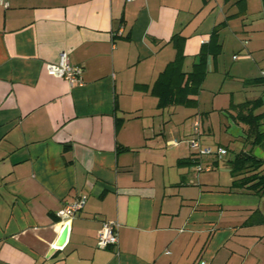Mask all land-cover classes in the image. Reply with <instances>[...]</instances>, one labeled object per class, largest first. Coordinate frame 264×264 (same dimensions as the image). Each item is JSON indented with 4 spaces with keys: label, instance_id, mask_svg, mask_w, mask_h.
<instances>
[{
    "label": "crops",
    "instance_id": "0c3cea01",
    "mask_svg": "<svg viewBox=\"0 0 264 264\" xmlns=\"http://www.w3.org/2000/svg\"><path fill=\"white\" fill-rule=\"evenodd\" d=\"M174 36L184 83L203 45L218 50L188 92L195 103L162 107L152 87L176 57ZM61 52L82 67L80 84L48 74ZM246 101L264 115V0L0 6V264H264V192L236 187L229 165L240 151L264 159L235 117ZM215 114L225 116L222 160L186 142L206 143ZM221 165L226 179L201 173ZM81 195L52 250L56 212ZM103 221L119 224L114 246L98 241Z\"/></svg>",
    "mask_w": 264,
    "mask_h": 264
},
{
    "label": "trees",
    "instance_id": "16d2710c",
    "mask_svg": "<svg viewBox=\"0 0 264 264\" xmlns=\"http://www.w3.org/2000/svg\"><path fill=\"white\" fill-rule=\"evenodd\" d=\"M173 38L172 43L177 49L176 57L167 64L152 87V93L159 97V105L162 107L169 103H195L194 99L187 97L188 92L193 94L198 92L205 76L207 55L218 50H215V47L211 49L203 45L198 54V62L194 64L192 72L187 76L188 82L184 83L185 75L181 71L182 53L181 48H179L180 40L179 36H174ZM258 105V101H246L235 105L233 108L236 109L235 117L247 126L246 135L250 139L251 144L254 146L258 145L264 149V132L259 129L264 115L253 113ZM180 164L182 163L180 162ZM229 165L230 172L235 177L234 184L236 187H245L255 193L264 192V171L260 170L264 166V159L257 158L250 152L240 151L229 160Z\"/></svg>",
    "mask_w": 264,
    "mask_h": 264
},
{
    "label": "built area",
    "instance_id": "2783aa9c",
    "mask_svg": "<svg viewBox=\"0 0 264 264\" xmlns=\"http://www.w3.org/2000/svg\"><path fill=\"white\" fill-rule=\"evenodd\" d=\"M128 2L136 0H126ZM0 6L4 9L10 6V0H0ZM47 72L50 75L64 78L70 84H80L82 81V67L74 66L69 62L68 56L66 53L61 52L59 55V60L56 63H48ZM198 122L194 123V129L197 130ZM188 146L193 149H198L197 155L211 156L215 160H222L228 151L226 148L218 147L216 149L212 147H203L200 144V141L196 138H191L186 140ZM176 140L168 141L169 145L176 144ZM199 153V154H198ZM201 157V156H200ZM212 166L210 164L197 165V170H210ZM86 203V196L81 195L79 198L74 201L64 205L56 212V216L61 220V230L65 225H69V222L76 216V214L84 207ZM118 227L119 224L115 221H103L102 225L98 232V241L104 246H114L118 243Z\"/></svg>",
    "mask_w": 264,
    "mask_h": 264
},
{
    "label": "rangeland",
    "instance_id": "374dc122",
    "mask_svg": "<svg viewBox=\"0 0 264 264\" xmlns=\"http://www.w3.org/2000/svg\"><path fill=\"white\" fill-rule=\"evenodd\" d=\"M205 96H207V102L209 103V105H210V98H211V94L209 93V95H208V93H205L204 94ZM189 110V109H188ZM193 112V109L192 110H190V113H192ZM180 116V115H179ZM214 116V124H215V126H214V129H213V134H211L209 137H208V139L206 140L207 142L206 143H204V142H202V146L203 147H207V144L208 145H210L209 147H212V148H214V149H216V147H217V143L219 142H221V143H223V141H224V138H223V133H224V131H223V128L221 129V126L219 125V122H220V120L222 121V119L223 118H225V116H223V115H221V114H215V115H213ZM185 118V119H184ZM227 118V117H226ZM182 119H184V122H185V124H187V126H188V123H189V120H190V117L188 118V117H186L184 114H182V116H181V120ZM227 133V132H226ZM227 135V134H226ZM218 148V147H217ZM192 152H198V149H195V148H193L192 149ZM199 154V153H198ZM201 157H207V156H204V155H200ZM221 162V161H220ZM222 163V162H221ZM196 168H197V166H196ZM219 172V173H218ZM229 171H228V169H227V167L225 166V165H221L218 169H216V170H211V171H203V172H201V173H205V174H207L208 176H214L215 174H218V176H220L221 178H228V176H229V173H228Z\"/></svg>",
    "mask_w": 264,
    "mask_h": 264
},
{
    "label": "water",
    "instance_id": "95a60500",
    "mask_svg": "<svg viewBox=\"0 0 264 264\" xmlns=\"http://www.w3.org/2000/svg\"><path fill=\"white\" fill-rule=\"evenodd\" d=\"M68 234H69V225H65L61 230L58 238L56 239L52 250L62 248L67 241Z\"/></svg>",
    "mask_w": 264,
    "mask_h": 264
}]
</instances>
